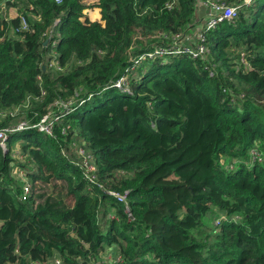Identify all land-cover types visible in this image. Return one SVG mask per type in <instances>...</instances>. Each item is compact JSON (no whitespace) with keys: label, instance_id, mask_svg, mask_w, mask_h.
Returning <instances> with one entry per match:
<instances>
[{"label":"trees","instance_id":"1","mask_svg":"<svg viewBox=\"0 0 264 264\" xmlns=\"http://www.w3.org/2000/svg\"><path fill=\"white\" fill-rule=\"evenodd\" d=\"M212 1L238 16L207 30ZM244 2L99 0L88 15L84 0H0L18 11L0 14V264H94L115 247L121 264H264V0ZM180 31L204 34L206 59L149 61L131 93L112 86ZM69 98L53 134L34 127Z\"/></svg>","mask_w":264,"mask_h":264},{"label":"built area","instance_id":"2","mask_svg":"<svg viewBox=\"0 0 264 264\" xmlns=\"http://www.w3.org/2000/svg\"><path fill=\"white\" fill-rule=\"evenodd\" d=\"M16 2L18 0H12ZM252 0H245V4L249 5ZM201 5L206 6V16H207V30L214 28L218 24L224 22L225 20L235 19L238 14L241 6L236 5H228L225 2L220 1H212V2H205L201 3ZM208 8V9H207ZM208 11V12H207ZM22 30H28V24L23 19L22 20ZM171 37L165 36L162 38V34L158 35L161 39L162 43L159 45H152L153 50L146 51L139 55H132L129 59V67L125 70V73L121 78L113 83L112 86L122 90L123 92L131 93V83L135 81L134 79V72L138 71L143 64H146L149 61H156L157 59H164L169 56L173 55H181V54H190L193 58H207L208 49L204 45L205 37L204 34L199 33L194 34L197 35V39L199 40L196 43H192L188 45L193 39L191 34L185 32H177L176 34H171ZM193 35V36H194ZM242 62L247 64V61L242 55ZM92 97V95L90 96ZM84 101L80 102L82 105ZM73 102H63L57 101L56 108L57 111L61 114L58 115L57 112L53 111L40 119V122L35 125L34 127H38V130L41 132H45L46 134H53L54 131V123L59 121L63 116V113H69L74 107ZM63 109V111H60ZM15 115V114H13ZM31 127L29 120H24L20 124H18L15 128L10 129V133L14 131H20L24 129H28ZM8 130H0V145L5 147L6 141L8 139ZM79 157L82 159V166L86 169L87 173L94 172L96 170L95 165L92 161V158L89 154L85 152L83 149H79L78 151ZM23 174V173H22ZM26 181V180H25ZM30 192V186L27 185L25 187V197ZM122 202L127 204L126 196H119L117 194H113Z\"/></svg>","mask_w":264,"mask_h":264},{"label":"rangeland","instance_id":"3","mask_svg":"<svg viewBox=\"0 0 264 264\" xmlns=\"http://www.w3.org/2000/svg\"><path fill=\"white\" fill-rule=\"evenodd\" d=\"M98 1H99V0H84V4H85L86 6L89 7V9H87L84 13H87V14L89 15V13H90L91 11H93L92 6L96 5V4L98 3ZM5 8H6V10H5V11L1 10L2 12H1L0 14H1L2 16H3V15H5V16L8 15L7 22H9V21L11 20V18H16V17L18 16V11H17L16 9H14L13 7L9 8V9H7V7H5ZM204 23H205V21H203V23H202L201 25H203ZM181 32H185V31H181ZM158 34H159V35L162 34V38H163V39L165 38V36H168V37H171V36H172L171 34L166 33V32H158ZM189 34H196V31H193V33H189ZM11 35H14V30H11V32H10V36H11ZM140 37H141V36H137V37L135 38V40H136V41L140 40V39H141ZM147 40H150V39H147ZM147 40L144 39V45H145V46H148V45L150 44V42H147ZM151 40H153V39H151ZM242 55H244V58H245V60H246L245 54H241V58H242ZM52 66H54L56 69H58V66H56L54 63L52 64ZM247 67L250 68V64H249V61H248V60H247ZM145 68H146V66L143 68V72H145ZM139 72H140L139 70L134 72V76H133L134 79H136V80L139 79V76H140V75L138 74ZM242 98H243V95L241 94V95L239 96V100L242 101ZM61 101H63V100H61ZM63 102H71V100H70V98H69L67 101H63ZM51 111H52V112H53V111L57 112L58 115L61 114L60 112L57 111V108H56L55 104H54L53 107L51 108ZM61 119H63V117H62ZM251 156H252L254 159H257V158H258L257 149H255V148L252 149V151H251ZM223 160H224V159H223ZM223 162H225V160H224ZM227 166H229L230 169H234V163H232V162H231L230 164L226 165V167H227ZM53 184H54V183H52L50 186L46 187V190H49V189H50V191H51V190H52L51 187H52ZM59 184H61V183H59ZM215 211H216V210H215ZM215 211H213V212L210 214V218L208 219L209 226H210L211 230H215V229H217V225H218L219 221H220L222 218L225 217L224 215L218 214V213L215 212ZM129 212H130V210H129ZM131 215H132V214H131ZM109 218H114V216L112 215V216H110ZM235 218H239V217L236 216ZM101 224H102V226L105 225V223H104V219H103V218H101ZM202 229L205 230V232H206L207 235L210 234V232H211V230L208 229V228L203 227ZM211 235L214 236V233H213V234L211 233ZM118 255H119V256H122L121 254H119V252L117 251V249H116V247H115L114 250L107 251V253L102 254V256H100V257L98 258V260H97L96 262H94V264H121L122 260H121V258H120Z\"/></svg>","mask_w":264,"mask_h":264},{"label":"water","instance_id":"4","mask_svg":"<svg viewBox=\"0 0 264 264\" xmlns=\"http://www.w3.org/2000/svg\"><path fill=\"white\" fill-rule=\"evenodd\" d=\"M206 15V7L203 5L199 9V17L203 19Z\"/></svg>","mask_w":264,"mask_h":264}]
</instances>
